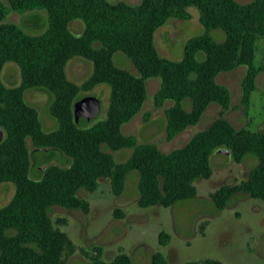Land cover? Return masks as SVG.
Segmentation results:
<instances>
[{
	"label": "trees",
	"instance_id": "16d2710c",
	"mask_svg": "<svg viewBox=\"0 0 264 264\" xmlns=\"http://www.w3.org/2000/svg\"><path fill=\"white\" fill-rule=\"evenodd\" d=\"M199 11L203 34L188 39L183 57L173 61L160 56L154 33L170 18L189 20L188 8ZM12 10L20 14L45 11L46 24L41 33L32 34L14 23L2 22ZM79 20V34L70 23ZM224 32L221 41L210 32ZM259 41H264V0L239 3L236 0H140L137 4L109 0H6L0 1V72L6 62L20 68L21 82L7 87L0 78V184L15 187L11 200L0 207V264H66L78 247L60 229L65 219L55 222L50 208L80 209L88 212V202L78 196L84 189L94 192L100 179H108L113 195L119 196L131 172L137 173V204L165 208L197 195L195 181L213 173L210 157L219 147L226 148L234 162L246 156L256 158L246 179L239 184L222 185L211 200L218 210L231 197L245 193L264 201V132L236 129L223 113L230 107L228 88L217 82L219 73L245 66L241 82L245 113L256 90V78L263 66L254 58ZM124 53L137 74L120 68L113 61ZM73 57L92 63L90 76L81 84L70 81L66 65ZM158 78L154 104H172L165 109V129L172 138L196 125L211 103L221 111L205 129L196 132L181 147L161 151L154 143L139 142L135 135H124L122 125L131 120L147 98L146 81ZM104 84L109 99L104 118L81 124L73 106L81 91ZM28 89H43L52 99L49 115L55 129H43L38 110L28 104ZM37 151H48L46 166L38 177L30 169L34 157L27 143ZM112 151L131 149L126 160L116 161ZM59 151L68 165L51 163ZM121 217L122 212L115 210ZM57 224V225H56ZM169 234L161 231L158 241L166 245ZM224 264L215 259L183 264ZM92 264H131L120 251L105 261L98 251ZM150 264H169L161 252L151 255Z\"/></svg>",
	"mask_w": 264,
	"mask_h": 264
},
{
	"label": "rangeland",
	"instance_id": "374dc122",
	"mask_svg": "<svg viewBox=\"0 0 264 264\" xmlns=\"http://www.w3.org/2000/svg\"><path fill=\"white\" fill-rule=\"evenodd\" d=\"M6 3V0H0ZM137 4L140 0H109ZM246 3L251 0H236ZM189 20L170 18L154 33L155 46L160 56L173 61L183 57L184 46L188 39L204 33L199 22V11L188 8ZM45 11H33L20 14L10 10L2 22L20 25L32 34L41 33L46 24ZM73 33L79 34L83 24L79 20L70 23ZM213 39L221 41L224 32L215 29L210 32ZM114 63L120 68L137 74L132 61L122 52L113 56ZM263 69L256 78V90L251 95L249 109L245 113L241 103V82L246 72L245 66L221 72L217 75L218 83L226 86L230 92V107L223 113L236 129L247 128L264 132V41H259L254 58ZM92 72V63L81 57H73L66 65L67 78L81 84ZM9 76L11 78L9 79ZM0 78L7 87L17 86L21 82L20 68L14 62H6L0 72ZM158 78L146 81L147 98L141 110L122 125L124 135H135L139 142L154 143L161 151L169 152L183 146L193 134L208 127L218 117L221 107L211 103L200 121L178 135L168 138L165 129V109L172 102L166 101L158 107L154 104V94L159 88ZM96 96L101 102V111L94 121L106 115L109 88L100 84L83 96ZM51 95L43 89H28L25 100L39 112L42 127L46 131L56 128V121L49 115L48 106ZM34 157L30 173L38 177L39 170L46 164L44 159L48 151H37L27 139ZM116 161L126 160L131 149L112 151ZM253 156H246L240 163L231 158L230 152L219 147L210 157L213 173L208 179L195 181L197 195L193 199L177 202L172 207L159 205L140 207L137 204V173L131 172L126 178L123 192L113 195L108 179H100L98 189L88 192L78 191V196L89 204L88 212L80 209H66L60 206L50 208L49 215L55 222L63 218L64 225L56 224L76 244L78 250L67 256L66 264H92V257L98 251L105 261H111L120 251L126 253L131 264H150L151 255L161 252L169 264H183L189 261L201 262L204 259L219 260L224 264H264V201L251 198L245 193L231 197L226 207L218 210L211 200V195L222 185L239 184L246 179L249 170L256 164ZM51 163L68 165L67 159L59 151L51 156ZM15 192L10 182L0 184V207L6 205ZM115 210L122 212L121 217L114 215ZM161 231L169 234L166 245H161L158 235ZM203 264V263H200Z\"/></svg>",
	"mask_w": 264,
	"mask_h": 264
},
{
	"label": "water",
	"instance_id": "95a60500",
	"mask_svg": "<svg viewBox=\"0 0 264 264\" xmlns=\"http://www.w3.org/2000/svg\"><path fill=\"white\" fill-rule=\"evenodd\" d=\"M101 111L100 99L96 96H83L77 100L73 106L74 117L81 124L93 122ZM4 137V131L0 127V141Z\"/></svg>",
	"mask_w": 264,
	"mask_h": 264
},
{
	"label": "crops",
	"instance_id": "0c3cea01",
	"mask_svg": "<svg viewBox=\"0 0 264 264\" xmlns=\"http://www.w3.org/2000/svg\"><path fill=\"white\" fill-rule=\"evenodd\" d=\"M70 30H71V29H70ZM8 77H9V79L11 78V76H9V75H8Z\"/></svg>",
	"mask_w": 264,
	"mask_h": 264
}]
</instances>
